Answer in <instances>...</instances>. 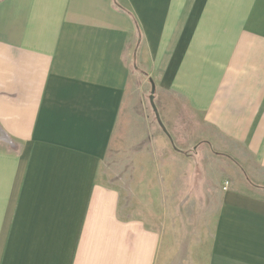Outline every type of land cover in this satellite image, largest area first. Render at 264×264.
<instances>
[{
    "label": "crops",
    "instance_id": "0c3cea01",
    "mask_svg": "<svg viewBox=\"0 0 264 264\" xmlns=\"http://www.w3.org/2000/svg\"><path fill=\"white\" fill-rule=\"evenodd\" d=\"M131 69L264 167V0H0V264H159L101 178ZM206 256L264 264L263 195L222 193Z\"/></svg>",
    "mask_w": 264,
    "mask_h": 264
},
{
    "label": "rangeland",
    "instance_id": "374dc122",
    "mask_svg": "<svg viewBox=\"0 0 264 264\" xmlns=\"http://www.w3.org/2000/svg\"><path fill=\"white\" fill-rule=\"evenodd\" d=\"M131 72L101 178L120 189L127 214L153 219L164 236L159 264H203L222 193L264 196V167L178 97Z\"/></svg>",
    "mask_w": 264,
    "mask_h": 264
}]
</instances>
